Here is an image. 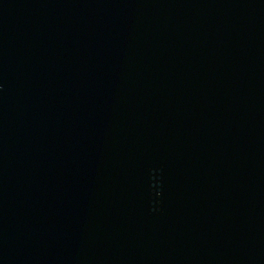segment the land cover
Segmentation results:
<instances>
[{"label":"water","instance_id":"water-1","mask_svg":"<svg viewBox=\"0 0 264 264\" xmlns=\"http://www.w3.org/2000/svg\"><path fill=\"white\" fill-rule=\"evenodd\" d=\"M0 264H264V0H0Z\"/></svg>","mask_w":264,"mask_h":264}]
</instances>
